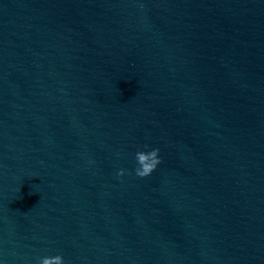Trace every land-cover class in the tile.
<instances>
[{"label": "water", "instance_id": "1", "mask_svg": "<svg viewBox=\"0 0 264 264\" xmlns=\"http://www.w3.org/2000/svg\"><path fill=\"white\" fill-rule=\"evenodd\" d=\"M54 255L264 264V0H0V264Z\"/></svg>", "mask_w": 264, "mask_h": 264}, {"label": "clouds", "instance_id": "2", "mask_svg": "<svg viewBox=\"0 0 264 264\" xmlns=\"http://www.w3.org/2000/svg\"><path fill=\"white\" fill-rule=\"evenodd\" d=\"M159 152V149H154L149 155L155 156L156 153ZM137 163L138 167L136 168V175L139 177H147L150 176L152 171L155 170L157 165L161 162L159 159H154L152 163L149 165L144 163L145 153L137 152ZM125 174L124 170H120L118 175L123 176ZM39 264H65L63 255H54V256H45L43 257Z\"/></svg>", "mask_w": 264, "mask_h": 264}]
</instances>
